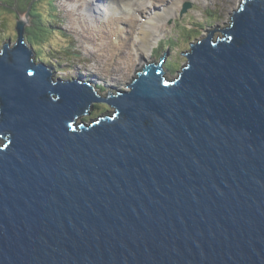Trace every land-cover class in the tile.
I'll list each match as a JSON object with an SVG mask.
<instances>
[{
	"label": "water",
	"instance_id": "water-1",
	"mask_svg": "<svg viewBox=\"0 0 264 264\" xmlns=\"http://www.w3.org/2000/svg\"><path fill=\"white\" fill-rule=\"evenodd\" d=\"M232 21L177 78L165 52L107 98L54 82L17 22L0 54V264H264V0ZM92 102L114 114L79 125Z\"/></svg>",
	"mask_w": 264,
	"mask_h": 264
},
{
	"label": "rangeland",
	"instance_id": "rangeland-1",
	"mask_svg": "<svg viewBox=\"0 0 264 264\" xmlns=\"http://www.w3.org/2000/svg\"><path fill=\"white\" fill-rule=\"evenodd\" d=\"M0 1L3 4L0 6V8L3 7L0 9V53H4L6 44L10 43V47L13 48L17 40L16 27L14 28L15 21L24 19L28 24L27 27L30 26V28L35 29L39 35L36 41L33 40L32 46L26 40L29 48L33 49V53L29 57L36 64L46 65L52 70L51 77L54 82L58 80L71 81L76 78L83 83L90 84L99 97H108L109 93L117 95L118 92H125L126 89H129L134 76L146 69V66L152 64L158 66L165 52L166 55L161 64L167 68H164L167 71L166 75L171 74L176 77L183 69V66L187 64L186 54L191 50V45L205 39L210 34L209 31L222 30L229 27L231 17L234 11L240 7L242 0H188L187 2L192 3V7L189 10L188 8L184 10L183 6H179L176 14L173 13L167 20H161L167 26L164 31L160 30L157 32L159 38L150 52L147 53L148 63H143L142 69L140 67V70L134 73L132 69V72L128 74H124L123 71L119 70L120 66L117 64V62L122 61V57L123 61H125V55H116L112 59L103 50L105 57L96 56L88 47L97 48L99 43H86L82 36V28L78 27V29H75L72 27L71 24L78 20L79 15L84 17L82 21L84 19L87 20L84 9L82 11L73 10L71 15H69L68 13L73 9V5H67L65 8L66 12H64L61 8V0H55V6H50V0H42L41 4L40 0H37L36 7H38L37 12L40 19L38 14L34 13L35 24L31 25L25 19V15L20 12L26 7L28 0ZM139 1L145 2L146 0ZM187 2L185 1V3ZM128 3L132 4L134 2L130 0ZM127 8H124L122 13L124 17H130L131 15L129 14H133V11L128 6ZM158 9L163 12V8ZM105 10L106 12L95 11L94 14L99 17L100 13H102L104 15L103 18L109 22L111 21L109 19L110 16L114 15V13L112 14V10L106 7ZM122 15L119 14V16ZM144 16L148 17L149 15L145 14ZM142 17L140 15L141 19ZM87 22L91 27L99 25L100 28L95 29V34H101L103 31L105 33L108 32L104 28L107 26L105 23L90 20H87ZM214 32L215 39L222 37L221 32ZM126 52H132L133 58H138V55L129 47ZM182 53L185 55L183 56ZM133 74L135 75L133 76ZM127 75L131 76L125 78ZM100 103L92 102L87 111V117H81L78 120L79 123L85 118L88 122L92 118H97L98 114L105 113L107 109H111L107 105L108 103Z\"/></svg>",
	"mask_w": 264,
	"mask_h": 264
},
{
	"label": "bare ground",
	"instance_id": "bare-ground-1",
	"mask_svg": "<svg viewBox=\"0 0 264 264\" xmlns=\"http://www.w3.org/2000/svg\"><path fill=\"white\" fill-rule=\"evenodd\" d=\"M50 1L53 2L54 0ZM128 1L130 0H61V8L64 12H66L65 8L67 5H73V9L68 13L69 15H71L73 10L82 11L84 9L86 12L85 18L87 20L99 21L100 23L107 24L104 28L108 32L105 33L103 31L101 34H95V29L100 28L99 25L92 27L89 26L87 20L84 19L82 21V18L84 17L81 15H79L78 20L71 25L75 29H78V27L82 28V36L86 43H99L97 44V48L88 47V49L96 56L105 57L103 50L107 53V56H110L112 59H114L116 55H125V61H123L122 57V61L117 62L120 66L119 70L123 71L124 74H128L132 71L134 73L140 70V67L142 69L143 63L149 61L147 53L150 52L159 38L157 32L160 30L164 31L167 26L166 23H163L161 20H167L173 13L176 14L179 10V6L184 7L185 1L187 2L188 0H146L145 2L131 0V2H134L132 4L128 3ZM127 6L133 11V14H129L131 15L130 17H124L122 15L124 8H127ZM105 7L112 10V14L114 13V15H116H111L109 18L111 21L109 22L103 18L104 15L102 13H100L99 17L94 14L95 11L106 12ZM122 7L123 9H121ZM158 8H163V12ZM27 11H32V9H27ZM56 12H58V10H56ZM119 14L123 17L119 16ZM145 14L149 16H144ZM140 15L145 19L143 17L141 19ZM27 17L28 16H25V19ZM25 21L26 20L19 22H24L25 24ZM15 27H17V22L15 23ZM18 38L19 37H17L13 48L18 46ZM22 40L25 47L30 44V42L27 44V38ZM8 47L11 48L10 43L8 44ZM128 47L138 55L137 59L133 58L134 56L132 52H126ZM131 75H127L125 78H128ZM134 75L135 74H133V76ZM136 77L137 76L135 75L134 79Z\"/></svg>",
	"mask_w": 264,
	"mask_h": 264
},
{
	"label": "clouds",
	"instance_id": "clouds-1",
	"mask_svg": "<svg viewBox=\"0 0 264 264\" xmlns=\"http://www.w3.org/2000/svg\"><path fill=\"white\" fill-rule=\"evenodd\" d=\"M246 1H247V0H242V1H241V5H240V7H239L238 9L242 8V7L244 6V4L246 3ZM36 3H37V0H32L31 3H30V5H29V7H28L27 9H32L33 4H36ZM41 3H42V0H40V4H41ZM54 3H55V0H54L53 2H51L50 6H55ZM188 3H190V6L188 7V10L192 7V6H191L192 3H191V2H187V3H185V5H184V8H183L184 10H185L186 5H187ZM1 5H3V4H1V1H0V6H1ZM39 6H40V5H39ZM2 8H3V7H2ZM2 8H0V9H2ZM37 9H38V7H35V12H34V13H37V14H38ZM238 9H236L234 12H236ZM184 10H183V11H184ZM188 10H187V11H188ZM24 11H25V12H24ZM183 11H182V13H183ZM20 12H21L22 15L28 16V17L26 18L27 21H29V23H30L31 25H33V23L35 22V21H33V19H34L35 17L33 16V14H32V16L30 15V14H31V11H26V7H25V8H24L22 11H20ZM9 14H10V13H9ZM233 14H234V13H233ZM54 17H55V16H53V18H54ZM19 18H20V14H19ZM232 18H233V15H232V17H231V21H230L229 27H227V28H230V27L233 26ZM23 20H24V19H22V20L19 19L17 22H19V21H23ZM25 22H26V21H25ZM15 23H16V21H15ZM34 24H35V23H34ZM27 25H28V24H27V22H26V23H25V35H24L25 38H27L26 35L28 34V33H27V29H28V27H30V26L27 27ZM14 27H15V25H14ZM227 28H224V29H222V30H226ZM16 31H17V37H19V36H18V30H17V27H16ZM214 33H215V32H214ZM214 33H213V39L216 41V40H218V39H215V38H214ZM221 33H222V32H221ZM207 37H208V36H207ZM207 37H206V38H207ZM224 37H225V36H224V34L222 33V37H219V39H223ZM206 38H205V39H206ZM203 40H204V39H203ZM201 41H202V40H201ZM198 42H199V41H198ZM192 45H193V44H192ZM192 45H191V50H192ZM191 50H190V51H191ZM190 51H189V52H190ZM189 52H188V53H189ZM184 53H185V52H184ZM188 53H187V54H188ZM184 55H185V54H183V56H184ZM186 56H187V55H186ZM187 59H188V57H187ZM187 61H188V60H187ZM154 66L157 67V65H154ZM158 66H159V65H158ZM184 66H185V65H184ZM184 66H183V67H184ZM164 68L167 69V68L165 67V65H163V69H164ZM165 69H164L165 76L168 77V78H171V79H175V78H177V77L180 75V73L182 72V70H183V69H182V70L178 73V75H177L176 77H174V76L171 75V74L166 75V72H167V71H166ZM142 72H143V71H142ZM142 72H140V73H142ZM138 74H139V73H138ZM137 77H139V76L137 75ZM137 77H136V78H137ZM73 79H75V78H73ZM73 79H72V80H73ZM72 80H71V81H72ZM134 80H135V79H134ZM129 90H130V89H129ZM126 91H127V90H126ZM108 97H109V96H108ZM103 98H107V97H103ZM101 103H105V102H101ZM101 103H100V104H101ZM107 105H108L112 110H111V109H107L105 113L98 114L99 116H98L97 118H92V119H90L88 122H87V119H86V118H85V119H82L81 123H80V124L78 123V124L81 125V126H89V125H87L88 123L91 124V121L96 120V119H97V121H98V120L100 119V116L107 117L108 115H110V112H113V114H114L113 108H112L109 104H107ZM86 115H88V114H86ZM86 115H83L82 118H83V117H87ZM80 119H81V117L78 118L77 120H80ZM75 131H77L76 128H75Z\"/></svg>",
	"mask_w": 264,
	"mask_h": 264
},
{
	"label": "trees",
	"instance_id": "trees-1",
	"mask_svg": "<svg viewBox=\"0 0 264 264\" xmlns=\"http://www.w3.org/2000/svg\"><path fill=\"white\" fill-rule=\"evenodd\" d=\"M32 0H28L27 2V5H26V11H27V8L29 7L30 3H31ZM35 7H36V4H33V7H32V11H31V16L32 14H34L35 12ZM25 12V11H24ZM38 17L40 19V16L38 14ZM54 19H56V17H54ZM33 21H35V18L33 19ZM59 22V21H58ZM27 33H28V36H27V39H28V42L33 43V40H37L39 38V35H38V31H36L35 29L33 28H30L28 27L27 29Z\"/></svg>",
	"mask_w": 264,
	"mask_h": 264
}]
</instances>
